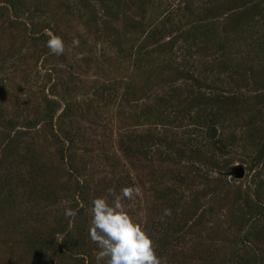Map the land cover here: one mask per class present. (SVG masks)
<instances>
[{"label":"rangeland","instance_id":"rangeland-1","mask_svg":"<svg viewBox=\"0 0 264 264\" xmlns=\"http://www.w3.org/2000/svg\"><path fill=\"white\" fill-rule=\"evenodd\" d=\"M123 187L163 264H264V0H0V264H96Z\"/></svg>","mask_w":264,"mask_h":264},{"label":"clouds","instance_id":"clouds-1","mask_svg":"<svg viewBox=\"0 0 264 264\" xmlns=\"http://www.w3.org/2000/svg\"><path fill=\"white\" fill-rule=\"evenodd\" d=\"M46 46L56 55H63L65 43L63 39L48 32ZM79 39L72 40L73 47H79ZM79 59L83 58L81 54ZM113 196L110 204L106 198L97 197L91 202V221L88 228L90 241L97 246L96 264H163L156 253L153 240L143 227L134 222L125 210L124 200H133L139 196V189L123 187L119 194L109 189ZM171 209H164L162 217H170ZM65 217L75 218L77 210L66 207Z\"/></svg>","mask_w":264,"mask_h":264},{"label":"water","instance_id":"water-1","mask_svg":"<svg viewBox=\"0 0 264 264\" xmlns=\"http://www.w3.org/2000/svg\"><path fill=\"white\" fill-rule=\"evenodd\" d=\"M232 172L235 174V176H241L243 173V168L240 165H233Z\"/></svg>","mask_w":264,"mask_h":264}]
</instances>
